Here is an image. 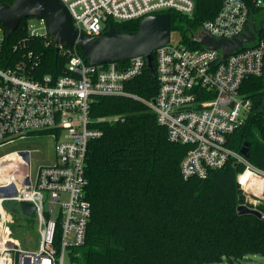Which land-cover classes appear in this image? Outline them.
Wrapping results in <instances>:
<instances>
[{"label":"built area","instance_id":"obj_1","mask_svg":"<svg viewBox=\"0 0 264 264\" xmlns=\"http://www.w3.org/2000/svg\"><path fill=\"white\" fill-rule=\"evenodd\" d=\"M60 1L68 8L75 28L91 37L109 30V20H143L170 11L193 18L197 6L196 0ZM263 15L264 0H223L218 14L190 33L196 44L201 34L232 42L241 38L247 27L256 33L254 42L227 57L201 44L202 49H192L183 38L160 47L154 54L158 91L152 100L128 90V84L147 70L145 56L109 63L101 69L90 66L79 48L60 45L56 47L59 53L68 58L67 74L35 79L31 73L37 65L26 57L5 67L6 38L0 26V147L38 134L56 140L55 163L40 166L36 180L32 179L31 150L4 156L16 154L17 162L0 184L4 190L0 198V264H66L71 249L85 245L92 217L87 199V155L89 144L102 136V131L92 126L96 97H125L145 104L167 129L171 142L191 146L181 165L184 179H206L211 171L230 163L245 166L239 176L246 195L242 205L259 210L264 203V171L230 147V136L254 111L253 100L241 94L244 82L264 77V33L257 34L253 25ZM27 28L32 36H49L42 20H29ZM19 47L16 45L15 51ZM22 201L36 208V251L23 248L8 229L14 214L3 204L16 206Z\"/></svg>","mask_w":264,"mask_h":264},{"label":"trees","instance_id":"obj_2","mask_svg":"<svg viewBox=\"0 0 264 264\" xmlns=\"http://www.w3.org/2000/svg\"><path fill=\"white\" fill-rule=\"evenodd\" d=\"M196 1L193 18L169 13L173 31L183 35L188 47L202 49L190 33L213 19L223 0ZM5 3L13 1L0 0ZM31 19L23 20L9 40L0 24L6 38L5 67L26 57L37 65L31 73L35 79L66 75L68 58L49 36L30 35ZM140 22L109 20L107 27L135 32ZM128 90L152 100L158 84L145 70ZM241 94L253 100L254 111L230 136V147L241 153L248 143L250 162L264 171V77L247 79ZM91 118L92 126L102 131L89 144L86 162L92 217L85 245L71 249L72 264H236L249 256L264 257V220L237 212L246 200L239 184L245 166L230 163L206 179H184L181 165L192 147L171 142L150 108L131 98L96 97ZM112 118L117 121L110 122ZM259 210L264 214V203ZM19 215L14 214L16 224ZM61 232L59 226L58 239Z\"/></svg>","mask_w":264,"mask_h":264},{"label":"water","instance_id":"obj_3","mask_svg":"<svg viewBox=\"0 0 264 264\" xmlns=\"http://www.w3.org/2000/svg\"><path fill=\"white\" fill-rule=\"evenodd\" d=\"M30 18L44 21L48 35L57 48L60 45L79 48L90 66H100L103 69L109 63L145 56L147 70L154 78V54L160 47L171 42L173 34L171 14L146 17L141 20L139 29L135 32H119L111 27L101 36L91 37L81 34L75 28L68 8L60 0H14L13 4H0V24L8 31V40L19 29L22 21ZM255 35L247 27L242 37L232 42L215 41L205 34L194 39L206 48L222 51L223 57H227L244 48L245 44L254 42ZM241 154L250 160L248 143ZM10 211L16 215L33 217L36 208L32 203L22 201L11 207ZM237 212L239 216L252 215L264 220L262 212L246 205L239 206Z\"/></svg>","mask_w":264,"mask_h":264},{"label":"rangeland","instance_id":"obj_4","mask_svg":"<svg viewBox=\"0 0 264 264\" xmlns=\"http://www.w3.org/2000/svg\"><path fill=\"white\" fill-rule=\"evenodd\" d=\"M183 35L179 31H173L172 41L177 43L181 41ZM55 144L56 140L44 134L31 136L24 140H16L14 143L0 147V158L5 155L23 151L31 150L32 162V179L36 180L38 169L40 166H52L55 163ZM0 184L2 181L0 180ZM4 195V190L0 188V198ZM65 198V197H64ZM4 207H12L10 202H5ZM59 208V207H58ZM10 234L16 241L25 249L36 251L38 249V223L36 216L25 217L22 214L18 216V221L14 218V223L8 224ZM66 264H71L70 257L66 256ZM222 264H229L224 262ZM236 264H264V257L249 256L245 259L238 261Z\"/></svg>","mask_w":264,"mask_h":264},{"label":"bare ground","instance_id":"obj_5","mask_svg":"<svg viewBox=\"0 0 264 264\" xmlns=\"http://www.w3.org/2000/svg\"><path fill=\"white\" fill-rule=\"evenodd\" d=\"M15 161L17 162V155L12 154L8 155L7 157H4V159L0 162V180L3 179V177L7 176L5 175V172L13 168V164H15ZM13 162L11 165H7L4 163ZM4 164V165H3Z\"/></svg>","mask_w":264,"mask_h":264},{"label":"flooded vegetation","instance_id":"obj_6","mask_svg":"<svg viewBox=\"0 0 264 264\" xmlns=\"http://www.w3.org/2000/svg\"><path fill=\"white\" fill-rule=\"evenodd\" d=\"M253 25L257 34L264 33V15L258 21H255Z\"/></svg>","mask_w":264,"mask_h":264}]
</instances>
